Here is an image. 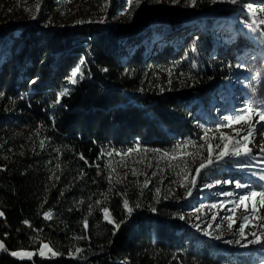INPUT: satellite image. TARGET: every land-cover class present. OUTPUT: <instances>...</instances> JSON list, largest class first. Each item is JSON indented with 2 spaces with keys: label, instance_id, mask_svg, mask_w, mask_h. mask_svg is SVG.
Masks as SVG:
<instances>
[{
  "label": "trees",
  "instance_id": "obj_1",
  "mask_svg": "<svg viewBox=\"0 0 264 264\" xmlns=\"http://www.w3.org/2000/svg\"><path fill=\"white\" fill-rule=\"evenodd\" d=\"M36 3L0 0V264H264V245L223 242L239 238L245 214L246 234L264 224L259 197L247 213L234 203L264 191V169L252 165L264 162L253 147L264 121L243 111L264 108V24L253 31L264 0H145L138 18L125 14L129 0L116 13L109 0H40L38 14ZM22 15L31 21L16 24ZM236 115L251 121L227 126ZM222 134L250 154L218 160ZM43 242L60 255L11 254Z\"/></svg>",
  "mask_w": 264,
  "mask_h": 264
},
{
  "label": "snow or ice",
  "instance_id": "obj_2",
  "mask_svg": "<svg viewBox=\"0 0 264 264\" xmlns=\"http://www.w3.org/2000/svg\"><path fill=\"white\" fill-rule=\"evenodd\" d=\"M142 2V0H129V7H131V5L133 3H135L137 6ZM174 3H178L179 0H173ZM227 3H230V4H242L243 3V0H226ZM188 3H189V6L191 7H195L196 4H197V0H188ZM105 7H107V5H105ZM244 7L247 9V11L254 17L256 18L257 17V9L256 7L252 4V3H246L244 4ZM35 9H36V13L38 14L39 11H40V0H37V3L35 5ZM28 11H32L31 9H28ZM260 11L264 12V8L260 9ZM33 19L36 18V14H33L32 16ZM101 23H103L104 21L101 20L99 21ZM255 22V21H254ZM79 23H83V21H80ZM260 24H264V18H260L259 19V24L256 25L255 28H253V25L252 24H249L248 27L249 28H253V31H257L258 28H259V25ZM257 39H261V40H264V32H260L259 36L257 37ZM241 65H237V67H240ZM104 71H107V69H104ZM80 70L79 68L76 69V73H79ZM82 75V74H81ZM71 83L75 84L77 81H76V78H75V73L73 75V77L71 78ZM66 93H61L60 95L63 96L65 95ZM57 103H59V99L57 100ZM244 113L245 114H250V113H254L256 116L259 117V119L261 121H264V108H257V107H253L251 104L249 106H247L244 110ZM229 119V124L227 126H231L232 124H235V123H239L241 121H244V122H250L251 121V116L249 115L248 116V120L245 121V115H236L234 117H230L228 118ZM237 135L239 136L240 133L238 132ZM252 135V131L249 130L244 136H243V140L245 142H248V138ZM221 140L223 141V145L221 144H217L215 145L216 148H219L220 149V153H219V156L217 157L218 160H223L225 157L231 155V156H235V157H240V156H247L250 154L251 152V149H248L247 148V143H244L243 145H241V140L239 139H234L232 136H226V135H221ZM187 143H191V142H187ZM187 143L185 145H177V152H179V150L182 148V147H186L187 146ZM41 145L43 146V141H41ZM138 150V149H137ZM154 151H159V150H154ZM208 151L209 153L211 154V152L213 151V148L211 145H209L208 147ZM261 151L264 152V148H261ZM103 155V153H102ZM108 155H111V153H108ZM127 155V153H126ZM171 155V158L172 159H176L177 156L176 154H169L167 152L164 153V156L165 157H168ZM188 155H192L191 153H188ZM81 159H83V156H81ZM208 159V163H201L199 168H197L196 170V175L199 176L200 175V171L201 169H206L209 167V165H211L213 163L212 161V158H211V155H209V157L207 158ZM133 174H135V171L133 172ZM260 180H264V175H261L260 177ZM196 183L195 179H193L192 181V184L194 185ZM219 183V182H217ZM228 183H232L231 181H228ZM148 186V181H145V184H144V187H147ZM249 185L247 184H240L239 182H236L235 184V187L236 188H242V187H248ZM209 187H211V185H209ZM157 191V195H159V189L156 190ZM189 195H191V192L189 191L188 193ZM224 195H227L229 197L233 196L234 194L232 192H227V193H224ZM256 197H259L260 200V204L261 205H264V191H261V192H256V191H252L250 192L248 195H244V196H240L238 197V199L234 202L236 207H241L243 206L244 209H245V212L247 213L248 211V205L246 203V201H249V200H254ZM101 203L100 201H97V204ZM124 204V208L127 209L128 213L131 214L132 212V208L129 206V202L127 199L124 200L123 202ZM139 205H137L138 207ZM213 207H216V205H213ZM104 213H105V219H107L109 221V223H112L113 221L110 219V216L108 214V210L107 208L103 209ZM153 211H155V209H153ZM233 213L235 211V209L232 210ZM252 211L253 212H256L258 211L255 203L252 205ZM4 213L3 212H0V216H3ZM44 216L46 219H51L52 217V213L51 212H46L44 213ZM181 219H183V217H181ZM213 220L215 219V216H213L212 218ZM227 220H229V224H228V228H232L233 224L236 223V221L233 219V217L229 216V217H226ZM249 220H250V217L245 214L243 217H242V225L239 227L238 229V233H235L234 235H238V239H229V240H225L223 241L224 243L226 244H233V243H236V244H239L241 247H247L248 244H261V245H264V239H261L262 236H264V232H261V233H257L256 231H253L251 233H248L246 234L245 233V226L248 225L249 223ZM84 226L85 228H87V221L84 222ZM117 228H119V224L116 225ZM194 227H196L197 231H201L200 229V226L199 225H194ZM209 227H211V225H209ZM253 227H260L262 229H264V224L262 225H253ZM203 234L205 236H212L213 234L209 231H207L206 229L203 230ZM248 235H251L253 237L252 240H248L247 239V236ZM81 239H86V237H80ZM214 239H217V240H220L222 239V237L220 235H216L213 237ZM241 240H245L247 241V243H241ZM0 249L2 250H6L5 249V246L2 242H0ZM45 250H47V253L45 252ZM83 249H80V248H77L76 249V253H80L82 252ZM13 256H18L20 258H29L31 259V257L33 255H35L36 253H33V252H27V251H21V252H12L11 253ZM46 254H50L51 256H57V255H60V253L58 252H55L53 251V249L46 243L42 244L40 250H39V255L41 256H44Z\"/></svg>",
  "mask_w": 264,
  "mask_h": 264
},
{
  "label": "rangeland",
  "instance_id": "obj_3",
  "mask_svg": "<svg viewBox=\"0 0 264 264\" xmlns=\"http://www.w3.org/2000/svg\"><path fill=\"white\" fill-rule=\"evenodd\" d=\"M110 1V3L112 4V6H113V12L114 13H116L118 10L117 9H120V10H125L124 9V7H122V5H121V0H109ZM144 1L145 0H142V2L137 6L135 3L131 6V8H129L127 11H125V14H127V15H130L131 17H133V18H138V16H137V14H140L141 12H139L138 10L140 9V7L143 5V3H144ZM6 2H7V4H12V3H15V0H6ZM160 3L163 5V6H165V7H171V6H174V5H176L177 3H174L173 2V0H160ZM114 8H115V10H114ZM136 9V11H131L132 9ZM262 8H264V5H262ZM261 8V9H262ZM111 9H112V7H111ZM110 13V14H109ZM111 14H113L112 13V11H108L107 13H106V16H109V15H111ZM260 15H262V16H264V12H262V11H260V13H259ZM69 15H71V14H69ZM106 16H105V18H103V21L105 22L106 21ZM80 17V15H74V19L75 18H79ZM119 17H121V18H119ZM118 19H120V20H118ZM117 20V21H116ZM30 22L31 20H27V18H26V16L25 15H22L19 19H18V21H17V23L16 24H19V23H23V22ZM54 21H56V23L57 24H60V25H63V24H70V22H71V19L69 20V21H63V20H61V18H57L56 20H54ZM112 23L113 24H116V25H118L119 27H123V28H125V27H127L126 29L127 30H129V27L127 26L128 25V20L127 21H125V20H123V16H117L116 17V19H114V20H112ZM253 147L254 148H262V147H264V136H262L261 137V139H259L257 142H255V144L253 145ZM254 164H257V166L258 167H260V168H264V163H257V162H255ZM107 210H108V214H109V216H110V210H109V208H107ZM1 212V211H0ZM243 212L242 211H240L239 209H238V212H237V216H240V214H242ZM259 214V219H260V221L259 222H261V223H263V218H264V209H262V210H260V212L258 213ZM110 219H111V216H110ZM107 220V219H106ZM108 221V220H107ZM257 226H259L260 224L257 222V224H256ZM255 231L259 234V233H261V232H264V229H262V228H260V227H256L255 228ZM224 236H226V235H224ZM250 238L251 239H253L252 238V236H250ZM261 239H264V236H262L261 237ZM44 243H46V244H48L47 242H43L42 244H44ZM49 245V244H48ZM257 244H249V246L248 247H255ZM42 246V245H41ZM50 246V245H49ZM41 248V247H40ZM40 248L37 250V251H32V250H23V249H20V250H15V251H13V252H21V251H27V252H33V253H36V254H38L39 255V250H40ZM247 248V247H246ZM1 251H2V249H1ZM0 251V252H1ZM45 252L47 253V250H45ZM35 254V255H36ZM34 256V255H33ZM33 256L31 257V258H33ZM40 257H42V258H44V259H50L52 256L50 255V254H46V255H44V256H41V255H39ZM14 257H16V258H18V259H29V258H27V257H25V258H20V257H18V256H14ZM39 264H47V263H39Z\"/></svg>",
  "mask_w": 264,
  "mask_h": 264
},
{
  "label": "bare ground",
  "instance_id": "obj_4",
  "mask_svg": "<svg viewBox=\"0 0 264 264\" xmlns=\"http://www.w3.org/2000/svg\"><path fill=\"white\" fill-rule=\"evenodd\" d=\"M254 167H258L257 164H255ZM252 238H253V237H252Z\"/></svg>",
  "mask_w": 264,
  "mask_h": 264
},
{
  "label": "crops",
  "instance_id": "obj_5",
  "mask_svg": "<svg viewBox=\"0 0 264 264\" xmlns=\"http://www.w3.org/2000/svg\"><path fill=\"white\" fill-rule=\"evenodd\" d=\"M0 242H2V241L0 240ZM0 251H1V249H0Z\"/></svg>",
  "mask_w": 264,
  "mask_h": 264
}]
</instances>
